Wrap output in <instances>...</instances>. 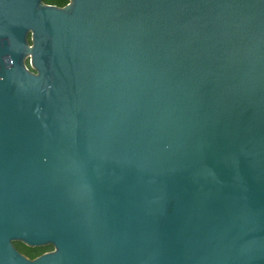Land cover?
I'll return each instance as SVG.
<instances>
[{"label": "water", "instance_id": "1", "mask_svg": "<svg viewBox=\"0 0 264 264\" xmlns=\"http://www.w3.org/2000/svg\"><path fill=\"white\" fill-rule=\"evenodd\" d=\"M0 264H264V0H0Z\"/></svg>", "mask_w": 264, "mask_h": 264}, {"label": "trees", "instance_id": "2", "mask_svg": "<svg viewBox=\"0 0 264 264\" xmlns=\"http://www.w3.org/2000/svg\"><path fill=\"white\" fill-rule=\"evenodd\" d=\"M59 1L60 0H44V2L48 4H55V3H58ZM13 245L21 254H23L29 259H33L41 255L42 253L51 251L53 249L51 246L31 248V247H27L23 245L20 242H15L13 243Z\"/></svg>", "mask_w": 264, "mask_h": 264}, {"label": "flooded vegetation", "instance_id": "3", "mask_svg": "<svg viewBox=\"0 0 264 264\" xmlns=\"http://www.w3.org/2000/svg\"><path fill=\"white\" fill-rule=\"evenodd\" d=\"M43 3H44V4H48V3H45L44 0H43ZM67 3H68V0H60L58 3H55V4H48V5H52V6H55V7L62 8V7H64ZM26 66L28 67V61H26Z\"/></svg>", "mask_w": 264, "mask_h": 264}]
</instances>
